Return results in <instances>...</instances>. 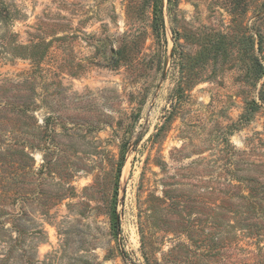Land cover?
<instances>
[{
	"label": "rangeland",
	"instance_id": "obj_1",
	"mask_svg": "<svg viewBox=\"0 0 264 264\" xmlns=\"http://www.w3.org/2000/svg\"><path fill=\"white\" fill-rule=\"evenodd\" d=\"M261 62L264 0H0V264H264Z\"/></svg>",
	"mask_w": 264,
	"mask_h": 264
},
{
	"label": "trees",
	"instance_id": "obj_2",
	"mask_svg": "<svg viewBox=\"0 0 264 264\" xmlns=\"http://www.w3.org/2000/svg\"><path fill=\"white\" fill-rule=\"evenodd\" d=\"M264 78V64L261 62V79ZM253 104H256L254 101H252ZM261 103L264 104V79L263 83H261ZM257 108V106H256ZM122 163L119 164V169Z\"/></svg>",
	"mask_w": 264,
	"mask_h": 264
}]
</instances>
